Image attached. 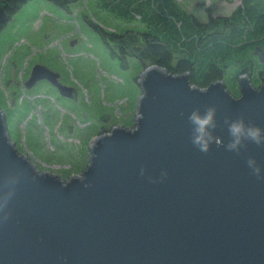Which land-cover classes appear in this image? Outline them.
I'll list each match as a JSON object with an SVG mask.
<instances>
[{"label": "water", "instance_id": "obj_1", "mask_svg": "<svg viewBox=\"0 0 264 264\" xmlns=\"http://www.w3.org/2000/svg\"><path fill=\"white\" fill-rule=\"evenodd\" d=\"M8 21L1 4L0 31ZM142 67L134 126L93 137L86 169L65 183L16 149L0 106V264H264V179L246 166L251 156L264 167V148L201 153L187 121L215 107L225 143L226 118L264 128V83L254 89L241 71L232 97L224 81L202 91L188 74ZM58 79L35 65L24 87L46 81L71 99L73 88Z\"/></svg>", "mask_w": 264, "mask_h": 264}, {"label": "rangeland", "instance_id": "obj_2", "mask_svg": "<svg viewBox=\"0 0 264 264\" xmlns=\"http://www.w3.org/2000/svg\"><path fill=\"white\" fill-rule=\"evenodd\" d=\"M200 22L229 16L240 0H173ZM120 37L145 30L100 10L94 0H72L65 11L46 0H30L0 31V106L7 109L16 149L40 172L67 182L88 165L93 137L113 126H134L143 67L125 57H112L99 33ZM253 59V60H252ZM247 67L254 89L264 83V64L251 58ZM41 65L59 74L75 91L66 99L40 82L24 87L32 68ZM226 72L224 84L240 96V69Z\"/></svg>", "mask_w": 264, "mask_h": 264}, {"label": "trees", "instance_id": "obj_3", "mask_svg": "<svg viewBox=\"0 0 264 264\" xmlns=\"http://www.w3.org/2000/svg\"><path fill=\"white\" fill-rule=\"evenodd\" d=\"M28 1L0 0V5H4L10 20ZM46 1L68 11L72 0ZM94 1L100 10L113 17L125 22L137 21L145 27L139 34L120 37L88 22L99 33L110 55L123 66L125 57L129 56L141 65H153L172 75L188 74L190 85L204 90L222 81L230 70L240 66L246 71L252 57L264 64V0H240L229 16H209L206 22L186 14L173 0ZM129 38L131 41L126 42L129 48L121 51L110 44L113 42L115 46Z\"/></svg>", "mask_w": 264, "mask_h": 264}, {"label": "clouds", "instance_id": "obj_4", "mask_svg": "<svg viewBox=\"0 0 264 264\" xmlns=\"http://www.w3.org/2000/svg\"><path fill=\"white\" fill-rule=\"evenodd\" d=\"M216 116V109L212 106L203 110L196 108L187 116L190 126V142L199 152L207 154L213 146H216L238 155L246 144L264 148V128L247 125L243 120L225 119L224 124L228 136L225 143L223 137L216 135ZM246 166L252 175L264 179V167L254 157L247 158ZM144 174L145 170L142 168L140 175L143 176ZM166 176L167 172L162 170L159 179L163 180Z\"/></svg>", "mask_w": 264, "mask_h": 264}, {"label": "flooded vegetation", "instance_id": "obj_5", "mask_svg": "<svg viewBox=\"0 0 264 264\" xmlns=\"http://www.w3.org/2000/svg\"><path fill=\"white\" fill-rule=\"evenodd\" d=\"M108 43H109V41H108ZM111 43H112V46H113V47H117V49H118V45H115V46H114V45H113V42H110V44H111ZM104 45H106V44L104 43ZM118 50L121 51V49H118ZM28 79H29V77H28ZM28 79H27V80H28ZM58 81H59V83H60L61 85H63L62 82H61L60 76H59ZM41 82L46 83L47 85H50V87L53 88V89L56 91V93H57L58 95H60L59 92H58V90H57L55 87H53L51 84H49V83L46 82V81H41ZM38 83H40V82H38ZM38 83H37V84H38ZM37 84H36V85H37ZM63 86H66V85H63ZM66 87H68V86H66ZM70 88H72V87H70ZM75 94H76V91L73 89V94H72V98H71V99H73V98L75 97ZM63 98H64V97H63ZM66 99H69V98H66ZM71 99H70V100H71Z\"/></svg>", "mask_w": 264, "mask_h": 264}, {"label": "bare ground", "instance_id": "obj_6", "mask_svg": "<svg viewBox=\"0 0 264 264\" xmlns=\"http://www.w3.org/2000/svg\"><path fill=\"white\" fill-rule=\"evenodd\" d=\"M261 63H263V62H261Z\"/></svg>", "mask_w": 264, "mask_h": 264}]
</instances>
